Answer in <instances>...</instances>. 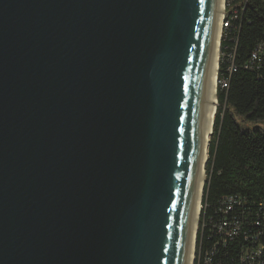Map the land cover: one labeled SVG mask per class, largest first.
Here are the masks:
<instances>
[{
	"label": "water",
	"instance_id": "obj_1",
	"mask_svg": "<svg viewBox=\"0 0 264 264\" xmlns=\"http://www.w3.org/2000/svg\"><path fill=\"white\" fill-rule=\"evenodd\" d=\"M216 2L0 0V264H188Z\"/></svg>",
	"mask_w": 264,
	"mask_h": 264
},
{
	"label": "trees",
	"instance_id": "obj_2",
	"mask_svg": "<svg viewBox=\"0 0 264 264\" xmlns=\"http://www.w3.org/2000/svg\"><path fill=\"white\" fill-rule=\"evenodd\" d=\"M230 6L195 264H264V0Z\"/></svg>",
	"mask_w": 264,
	"mask_h": 264
},
{
	"label": "bare ground",
	"instance_id": "obj_3",
	"mask_svg": "<svg viewBox=\"0 0 264 264\" xmlns=\"http://www.w3.org/2000/svg\"><path fill=\"white\" fill-rule=\"evenodd\" d=\"M226 0H217L216 2V14H215V25H214V36L211 50V57L208 70V96L205 107L202 131H201V144H202V156L201 162H199L198 170H196L195 181H194V199L190 211V251L187 257L188 264H193L197 229L199 225V218L202 207V196L203 189L205 187L204 181L206 178L205 160L208 157V150L210 145L211 134L213 131V125L216 117V109L218 104L217 97V85H218V67H219V56H220V44H221V21L223 31L228 24H224L223 9L225 7ZM228 11H226V18ZM221 36V37H220Z\"/></svg>",
	"mask_w": 264,
	"mask_h": 264
},
{
	"label": "built area",
	"instance_id": "obj_4",
	"mask_svg": "<svg viewBox=\"0 0 264 264\" xmlns=\"http://www.w3.org/2000/svg\"><path fill=\"white\" fill-rule=\"evenodd\" d=\"M232 1H233V0H226L225 7H224V9H223V14H224V24H228V27L230 26V18H226V11H227V10H232V9H231L232 6H230ZM226 5H227V7H226ZM233 10H236V17H237V16H238V11H237V9H233ZM262 51L264 52V45H262V46L258 49V51L254 54L255 58H259V53H261ZM199 229H200V225H199ZM198 233H199V231H198ZM196 240H197V242H198V234H197V238H196ZM195 251H196V249H195ZM197 256H198V255H196V260H197Z\"/></svg>",
	"mask_w": 264,
	"mask_h": 264
},
{
	"label": "rangeland",
	"instance_id": "obj_5",
	"mask_svg": "<svg viewBox=\"0 0 264 264\" xmlns=\"http://www.w3.org/2000/svg\"><path fill=\"white\" fill-rule=\"evenodd\" d=\"M225 4H226V1H225ZM226 7H227V5H226ZM220 30H221V36H222L223 35L222 21H221ZM220 57H221V46H220L219 65H220ZM219 82H220V79H219V67H218V85H219ZM218 85H217V88H218ZM217 106H218V104H217ZM216 112H217V109H216ZM251 125H259L261 127V129L263 130V132H264V121L263 120H257L256 122H251ZM207 158H209V156ZM202 205H203V203H202ZM199 225H198V227H199ZM195 249H196V251H195V254H194V256H195L194 264L196 262V255H197V240H196V247H195Z\"/></svg>",
	"mask_w": 264,
	"mask_h": 264
}]
</instances>
